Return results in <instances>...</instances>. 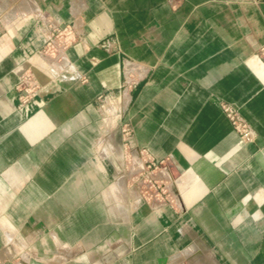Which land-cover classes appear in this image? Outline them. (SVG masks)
Masks as SVG:
<instances>
[{"label":"crops","instance_id":"0c3cea01","mask_svg":"<svg viewBox=\"0 0 264 264\" xmlns=\"http://www.w3.org/2000/svg\"><path fill=\"white\" fill-rule=\"evenodd\" d=\"M0 264H264V1L0 0Z\"/></svg>","mask_w":264,"mask_h":264},{"label":"built area","instance_id":"2783aa9c","mask_svg":"<svg viewBox=\"0 0 264 264\" xmlns=\"http://www.w3.org/2000/svg\"><path fill=\"white\" fill-rule=\"evenodd\" d=\"M254 2H260L264 0H253ZM53 35L51 39L45 44V50L52 55H57L64 52L74 41L75 34L73 28L68 26L61 29L58 26H53ZM222 111L230 121L234 131L238 134L241 141L245 145H251L256 140V134L253 128L241 118L237 109L233 106L224 104L222 105Z\"/></svg>","mask_w":264,"mask_h":264},{"label":"water","instance_id":"95a60500","mask_svg":"<svg viewBox=\"0 0 264 264\" xmlns=\"http://www.w3.org/2000/svg\"><path fill=\"white\" fill-rule=\"evenodd\" d=\"M109 139L111 141V145L113 146L111 148L114 156L116 165L118 167V173L119 175L123 174V140L121 135V129L117 127L109 136Z\"/></svg>","mask_w":264,"mask_h":264},{"label":"clouds","instance_id":"9594fccd","mask_svg":"<svg viewBox=\"0 0 264 264\" xmlns=\"http://www.w3.org/2000/svg\"><path fill=\"white\" fill-rule=\"evenodd\" d=\"M112 147L113 146L111 144H108L107 146H105L104 144L101 143L100 145L97 146V151L98 152H104L105 154H109V149L112 148ZM112 191H113V193H115V191H116V186L115 185H112ZM260 218H261V216L258 215V214H253L252 215V219L253 220H258ZM237 221L242 222V220H240V218L237 217L236 220L233 221V227L237 226Z\"/></svg>","mask_w":264,"mask_h":264},{"label":"rangeland","instance_id":"374dc122","mask_svg":"<svg viewBox=\"0 0 264 264\" xmlns=\"http://www.w3.org/2000/svg\"><path fill=\"white\" fill-rule=\"evenodd\" d=\"M112 123L107 127V129L109 130L108 132H109V134H111L113 131H112Z\"/></svg>","mask_w":264,"mask_h":264}]
</instances>
